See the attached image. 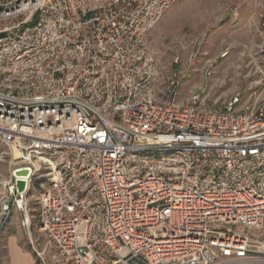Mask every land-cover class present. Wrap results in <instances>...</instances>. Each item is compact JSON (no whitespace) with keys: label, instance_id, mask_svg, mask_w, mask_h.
Returning a JSON list of instances; mask_svg holds the SVG:
<instances>
[{"label":"built area","instance_id":"obj_1","mask_svg":"<svg viewBox=\"0 0 264 264\" xmlns=\"http://www.w3.org/2000/svg\"><path fill=\"white\" fill-rule=\"evenodd\" d=\"M178 1L0 0L2 215L30 232L45 179L40 264H264V99H162L150 38Z\"/></svg>","mask_w":264,"mask_h":264},{"label":"rangeland","instance_id":"obj_2","mask_svg":"<svg viewBox=\"0 0 264 264\" xmlns=\"http://www.w3.org/2000/svg\"><path fill=\"white\" fill-rule=\"evenodd\" d=\"M264 0H180L152 31L150 43L161 71L158 90L164 101L187 103L199 91L207 93L208 104L222 105L236 92L246 91L248 97L264 99V58L259 48L264 41L259 20ZM226 58H222L224 53ZM213 66V75L206 71ZM180 71L181 86L168 88V78ZM21 166L13 151L0 146V264H13L10 249L19 246L40 264L33 250L42 247L37 229V198L45 182L33 178L29 197L32 225L30 232L23 223V214L12 209L2 215L4 183ZM31 233V234H30Z\"/></svg>","mask_w":264,"mask_h":264},{"label":"crops","instance_id":"obj_3","mask_svg":"<svg viewBox=\"0 0 264 264\" xmlns=\"http://www.w3.org/2000/svg\"><path fill=\"white\" fill-rule=\"evenodd\" d=\"M260 20H261V15H260ZM260 20H259V29H260ZM260 33H261V31H260ZM262 36H264V35L262 34ZM10 255H11V257H13V259L15 261L13 264H36L34 261V258H32L30 253L24 252L23 250L20 249L19 246L12 247V249H10Z\"/></svg>","mask_w":264,"mask_h":264},{"label":"water","instance_id":"obj_4","mask_svg":"<svg viewBox=\"0 0 264 264\" xmlns=\"http://www.w3.org/2000/svg\"><path fill=\"white\" fill-rule=\"evenodd\" d=\"M15 176L19 179L17 180V191L19 194L24 193L27 190V178H30L31 172L27 168L18 169L15 171Z\"/></svg>","mask_w":264,"mask_h":264},{"label":"bare ground","instance_id":"obj_5","mask_svg":"<svg viewBox=\"0 0 264 264\" xmlns=\"http://www.w3.org/2000/svg\"><path fill=\"white\" fill-rule=\"evenodd\" d=\"M13 158L14 160H19L20 159V154L18 151H13Z\"/></svg>","mask_w":264,"mask_h":264}]
</instances>
